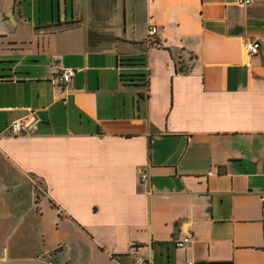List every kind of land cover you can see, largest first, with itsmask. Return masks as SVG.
Returning a JSON list of instances; mask_svg holds the SVG:
<instances>
[{
	"label": "crops",
	"instance_id": "crops-1",
	"mask_svg": "<svg viewBox=\"0 0 264 264\" xmlns=\"http://www.w3.org/2000/svg\"><path fill=\"white\" fill-rule=\"evenodd\" d=\"M135 247L264 264V0H0V264H135Z\"/></svg>",
	"mask_w": 264,
	"mask_h": 264
},
{
	"label": "built area",
	"instance_id": "built-area-1",
	"mask_svg": "<svg viewBox=\"0 0 264 264\" xmlns=\"http://www.w3.org/2000/svg\"><path fill=\"white\" fill-rule=\"evenodd\" d=\"M238 3H250L252 0H237ZM157 31L158 27L155 24H149L147 26V35H146V40L148 43H152L156 36H157ZM245 49L250 53L254 54L257 53L260 49V43L257 41L253 42H246L244 44ZM74 73V69L71 67H65L62 69V71H58L56 73V78L60 83H68ZM33 130V128L27 124H25L21 120H14L12 121L7 129L6 133L10 135H17L21 133H30ZM140 179L141 180H146L147 179V173L144 171L140 172ZM190 236L189 235H184L182 238H179L176 240V245L178 247H184L187 243L190 242ZM134 259H135V264H148L150 263V258L145 256L143 252L138 250V247L134 248ZM48 264H52L49 262ZM191 264V262H189Z\"/></svg>",
	"mask_w": 264,
	"mask_h": 264
},
{
	"label": "trees",
	"instance_id": "trees-1",
	"mask_svg": "<svg viewBox=\"0 0 264 264\" xmlns=\"http://www.w3.org/2000/svg\"><path fill=\"white\" fill-rule=\"evenodd\" d=\"M119 64L122 66L139 67L145 66V62L141 57L124 56L119 59ZM123 85L133 87H147L148 73L147 71L121 72L119 75Z\"/></svg>",
	"mask_w": 264,
	"mask_h": 264
}]
</instances>
